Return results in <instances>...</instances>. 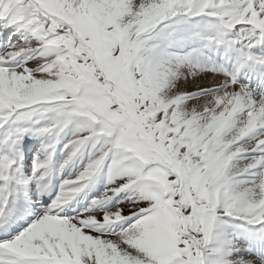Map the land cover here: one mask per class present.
<instances>
[{"label":"snow or ice","instance_id":"6c2138e0","mask_svg":"<svg viewBox=\"0 0 264 264\" xmlns=\"http://www.w3.org/2000/svg\"><path fill=\"white\" fill-rule=\"evenodd\" d=\"M0 264H264V0H0Z\"/></svg>","mask_w":264,"mask_h":264}]
</instances>
